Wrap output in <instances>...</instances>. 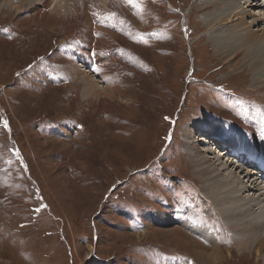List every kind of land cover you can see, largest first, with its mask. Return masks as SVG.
<instances>
[{"label": "rangeland", "instance_id": "1", "mask_svg": "<svg viewBox=\"0 0 264 264\" xmlns=\"http://www.w3.org/2000/svg\"><path fill=\"white\" fill-rule=\"evenodd\" d=\"M238 1L262 33L263 0ZM204 2L0 0V264H201L182 223L234 248L186 144H264V86L214 52Z\"/></svg>", "mask_w": 264, "mask_h": 264}, {"label": "bare ground", "instance_id": "2", "mask_svg": "<svg viewBox=\"0 0 264 264\" xmlns=\"http://www.w3.org/2000/svg\"><path fill=\"white\" fill-rule=\"evenodd\" d=\"M21 1L23 2L21 5H17L13 0H7V3L12 4V6L17 9H20L22 4H24L27 0ZM76 1L77 0H66V2L70 4L68 7H71L74 12L76 11ZM196 1L200 2V0ZM204 1V5L202 7L205 9H203L204 15L208 17L205 24L207 26V32H212L214 28L217 30L216 32H219L217 35L209 36L205 31V34L211 37V44L214 47V52H216V54L221 57L222 61H224L223 63L225 65L227 64L230 68L232 66H236L237 68H240L238 70H241L246 67L245 69L251 75L252 81L256 84H262L264 86V27L262 28V33L255 32L254 30V28L261 23L260 19L255 18L248 23L245 9L241 6L242 3L239 4L240 1L238 0ZM126 4L129 7L131 6L130 3ZM60 7L58 10L61 9ZM223 10H225V12L221 13ZM110 36L114 38V32L108 29L105 30L103 36L101 37L100 44H106L108 42L107 39ZM88 72L91 73L90 68L87 70V73ZM190 74V71H188V75ZM99 88L105 90L104 94H111V97L120 94L122 98V95L124 94L119 91L108 92V90L105 89L106 87H100L98 84L96 86L93 84L89 86L88 89H90V92H96ZM85 93H88V91L85 90ZM107 101H109L110 104V100L107 99ZM211 123H214V125L218 124V128H220L219 126L224 125L220 124V122ZM228 133L229 132H226V135H228ZM186 135H190V132H187ZM207 137L201 135L197 140L205 141ZM231 140L233 142H231ZM239 140V136L238 138H233V136L227 137V139L225 138L228 146L225 148V151L229 158H227V156H225L221 151H217V153L215 152V154H213V150L210 149L212 146L208 149L205 147H203V149H198L196 147L197 142H193L191 144L189 141V143L186 144L187 147L190 149L193 148L197 152L194 154L190 150L187 151L188 159L191 165L195 167L193 169L194 172L197 174L200 173L196 177L201 178V188L208 192V196L206 195V192L205 197H207V199L212 203L213 207L217 208L225 225L231 227L230 240L235 244L233 249L243 255L253 253L256 256V262L264 264V180H262L259 176V172L262 170H257L256 167L253 169L249 165L252 163L251 160L253 158L258 161L257 165H259V167L260 162H264V144L260 142L257 143V141L254 140V147L250 148L244 145L243 140H241V142ZM219 144H222V142L218 143L217 146H221ZM213 148L216 149L217 147ZM241 151V154L244 153L245 156V160H242L241 162L240 159L234 160V157L229 155L231 152H234V154L238 156ZM209 157L214 159V162L212 161L211 165H213L215 169L217 168V171L214 170V168L204 166V163L209 161ZM244 162L249 166L243 164ZM63 169L64 173H66L65 166ZM262 174L264 173L262 172ZM260 182L263 185L262 187H258ZM211 197H213V199ZM160 224L159 225L161 227L158 230L160 231V234H163V236L174 233L172 228H168V224H166L165 221H161ZM182 224L189 231L199 234L202 238H205L207 243H209L208 246H212V244L214 245V249H212V251H208L203 245L202 248L205 249H198V251L195 250V256L201 264H222L228 261L226 256L232 257L231 254L233 249L230 250V248L227 247V251L224 252L218 245L215 244V235L209 236L205 232L193 229L184 223ZM201 228L202 227L200 226V229ZM196 245L199 246L200 243L197 242ZM89 248L91 250L93 248L92 245L89 246ZM87 257L88 259H91L89 256Z\"/></svg>", "mask_w": 264, "mask_h": 264}, {"label": "snow or ice", "instance_id": "3", "mask_svg": "<svg viewBox=\"0 0 264 264\" xmlns=\"http://www.w3.org/2000/svg\"><path fill=\"white\" fill-rule=\"evenodd\" d=\"M130 2H131V0H130ZM97 71H99V69H97ZM17 75H19V73H18ZM37 211H38V210H37Z\"/></svg>", "mask_w": 264, "mask_h": 264}]
</instances>
